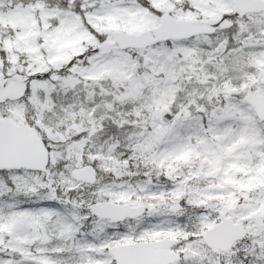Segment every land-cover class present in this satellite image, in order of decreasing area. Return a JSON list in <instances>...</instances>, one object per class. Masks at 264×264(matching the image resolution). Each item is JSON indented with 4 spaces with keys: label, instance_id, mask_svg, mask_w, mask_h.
Here are the masks:
<instances>
[{
    "label": "snow or ice",
    "instance_id": "snow-or-ice-1",
    "mask_svg": "<svg viewBox=\"0 0 264 264\" xmlns=\"http://www.w3.org/2000/svg\"><path fill=\"white\" fill-rule=\"evenodd\" d=\"M0 264H264V0H0Z\"/></svg>",
    "mask_w": 264,
    "mask_h": 264
}]
</instances>
